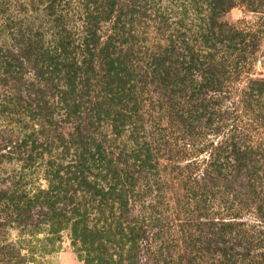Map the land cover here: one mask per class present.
I'll use <instances>...</instances> for the list:
<instances>
[{"label":"trees","instance_id":"trees-1","mask_svg":"<svg viewBox=\"0 0 264 264\" xmlns=\"http://www.w3.org/2000/svg\"><path fill=\"white\" fill-rule=\"evenodd\" d=\"M236 1L0 0L3 149L83 200L58 214L84 264H264L261 36L222 20Z\"/></svg>","mask_w":264,"mask_h":264},{"label":"rangeland","instance_id":"rangeland-1","mask_svg":"<svg viewBox=\"0 0 264 264\" xmlns=\"http://www.w3.org/2000/svg\"><path fill=\"white\" fill-rule=\"evenodd\" d=\"M251 1L253 6H257L256 1L262 2ZM251 1H236L222 20L241 28L253 27L259 32L260 50L251 70L244 76L250 74V78H260L264 75V27H260L264 25V8L256 9L260 12H252L248 5ZM65 15L70 22L76 21L70 12L66 11ZM242 80L245 82V78ZM1 92L3 88L0 86ZM4 125L6 123L0 121V264H84L73 246V222L70 216L67 214L66 217H60L58 214L61 205L72 206L74 202L81 203L83 200L78 196L74 197L70 184L65 187L67 190L61 198H50L49 195L44 197V192L48 190L44 169L36 164L26 167L19 161V157L12 156L3 149L10 134V130L6 132L9 127L5 129ZM204 156L205 153L199 158ZM163 164L170 165L166 162ZM162 192L166 198H175L181 194L178 189L171 191L168 182ZM12 195L13 198L16 197L14 200H11ZM133 202L130 201V204L135 215V208L140 210L143 203L135 207ZM164 207H160L162 214H165ZM90 212V221L99 218L92 208ZM245 220L250 221L249 218Z\"/></svg>","mask_w":264,"mask_h":264}]
</instances>
